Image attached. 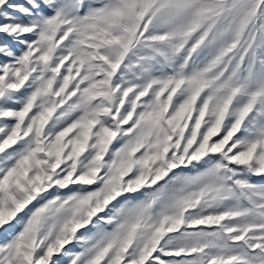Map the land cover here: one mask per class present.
Instances as JSON below:
<instances>
[{"label":"snow or ice","instance_id":"obj_1","mask_svg":"<svg viewBox=\"0 0 264 264\" xmlns=\"http://www.w3.org/2000/svg\"><path fill=\"white\" fill-rule=\"evenodd\" d=\"M0 264H264V0H0Z\"/></svg>","mask_w":264,"mask_h":264},{"label":"rangeland","instance_id":"obj_2","mask_svg":"<svg viewBox=\"0 0 264 264\" xmlns=\"http://www.w3.org/2000/svg\"><path fill=\"white\" fill-rule=\"evenodd\" d=\"M69 247H72V246H69Z\"/></svg>","mask_w":264,"mask_h":264}]
</instances>
